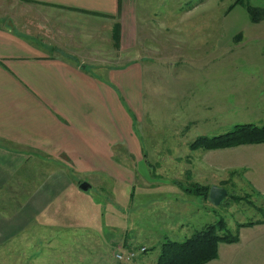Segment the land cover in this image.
I'll return each instance as SVG.
<instances>
[{
    "label": "rangeland",
    "instance_id": "374dc122",
    "mask_svg": "<svg viewBox=\"0 0 264 264\" xmlns=\"http://www.w3.org/2000/svg\"><path fill=\"white\" fill-rule=\"evenodd\" d=\"M182 2H178L177 9ZM188 2H184V6L192 7L199 0ZM175 4L177 0H169L167 6ZM208 4L203 7L207 23L177 27L181 33H177L176 27L165 25L146 27L149 32L146 42L142 41L140 54L137 40L128 49H123L120 41L117 48L114 39H106L110 33L101 24L95 29L85 28L90 25H84L82 20L81 28L74 25L77 33L71 30L70 34L78 37L75 41L95 56L111 52L117 64L142 58L148 65L153 63L158 71L174 68L173 74H163L166 81L169 79L167 88L174 92V104L169 109L159 107L158 112L151 107L149 113L155 121L146 117L140 124L141 130L137 122L142 115L133 113L136 133L145 134L147 153L141 162L136 156L130 159L119 155L131 174L119 169L118 172L124 173L102 174L100 181L93 180V173L77 174L83 175L88 183H94L90 190H76L80 197L70 196L68 193L73 192L70 186L67 191L65 188V196L51 198L54 208L68 214L66 227L19 231L0 247V264H155L167 240L184 241L218 220H225L228 231L237 234L239 239L235 243L219 244L218 257L223 264H264V226L237 227L240 223L264 222V195L255 192L251 183L255 178L264 182V171L252 176L255 171L251 157L257 148L241 145L220 149L219 154H204L202 158L200 153L204 150L193 152L188 145H181L182 142L190 144L199 136L213 138L225 134L239 124L264 126V19L259 12H264V0H210ZM254 14L262 20L253 21ZM177 15L181 17L185 13L177 11ZM198 17L195 13L189 18ZM173 31L178 36L171 38ZM155 44L156 51H160L158 54L153 48ZM125 51L129 59L121 56ZM100 60L101 57L97 58L94 64H100ZM192 88L194 94L180 98ZM206 97L210 106L195 102L201 99L205 102ZM175 140L178 141L177 152L168 151ZM244 159L251 164L250 172L227 170L229 165ZM203 160L210 163L209 174L203 176L197 170L193 175L188 163L194 162V168L199 169ZM175 178L182 180L183 188L194 183L217 182L218 187L227 189L228 196L219 206L209 199L196 197L195 202L200 203L198 208L195 213L183 216L188 225L178 230L176 216L167 206L174 197L160 192L165 187L154 183ZM144 180H148V184L145 185ZM212 186L204 187L211 189ZM233 196L242 200L234 201ZM39 237H48V240L38 241ZM142 247L147 249L143 254L139 253ZM130 252L138 253L137 257L132 260L116 257L118 253L126 256Z\"/></svg>",
    "mask_w": 264,
    "mask_h": 264
},
{
    "label": "crops",
    "instance_id": "0c3cea01",
    "mask_svg": "<svg viewBox=\"0 0 264 264\" xmlns=\"http://www.w3.org/2000/svg\"><path fill=\"white\" fill-rule=\"evenodd\" d=\"M209 1L199 0L187 7L184 2L188 4V0H177L168 7L169 0H120L119 8V0H0V247L25 228H65L68 214L54 208L51 198L65 196L70 186L73 192L68 195L79 196L75 191L87 181L77 174L93 173V180L98 181L102 174L124 173L119 169L131 174L119 155L136 156L139 162L147 153L145 134L136 133L133 113L142 115L137 122L141 130L146 117L155 121L150 109L158 112L159 107L169 109L174 104V92L167 88L169 79L163 77L173 74L174 68L158 71L142 58L117 64L111 52L95 56L70 34L71 30L77 33L74 25L81 28L80 20L90 25L85 27L89 29L101 24L109 31L106 39L111 41L114 26L119 23L123 49L137 40L140 54L149 32L146 27L182 28L207 23L203 7H208ZM178 2L183 5L177 9ZM177 11L186 16L179 17ZM195 13L198 18H189ZM171 33L172 38L181 30ZM153 36L156 42V30ZM153 48L160 53L156 44ZM127 53L121 56L129 59ZM99 57L102 61L95 65ZM191 93L193 88L180 98ZM196 101H202L203 107L211 105L207 97L205 102ZM243 146L257 148L251 157L252 176L262 173L264 143ZM177 150L175 140L168 151ZM219 150H204L200 155L219 154ZM237 162L227 170L251 171L249 160ZM188 166L193 175L197 170L203 176L209 174L210 163L204 160L199 169L191 161ZM144 182L146 185L149 181ZM101 183L105 184L103 180ZM154 183L165 187L160 192L174 197L167 206L176 216L175 228L182 230L188 225L183 216L195 213L200 204L195 198L201 197L189 194L178 178ZM251 183L255 192L264 195L263 181L255 178ZM36 239L46 242L48 237ZM222 261L219 256L207 264Z\"/></svg>",
    "mask_w": 264,
    "mask_h": 264
},
{
    "label": "trees",
    "instance_id": "16d2710c",
    "mask_svg": "<svg viewBox=\"0 0 264 264\" xmlns=\"http://www.w3.org/2000/svg\"><path fill=\"white\" fill-rule=\"evenodd\" d=\"M120 5L121 2L119 0V8ZM259 12L263 14L262 18L264 19V12ZM262 18L256 14L252 16L253 21L262 20ZM113 39L118 48L121 41V28L119 23H116L114 26ZM262 143H264V126L239 124L231 131L219 136H213V138L199 136L189 145V147L194 151L199 149L210 151L229 149L240 145ZM185 190L189 194H194L206 200L209 199L210 187H201L200 185L195 184ZM233 200L240 201L242 198L234 197ZM262 223L264 222L257 221L240 223L237 227L242 228ZM238 240L237 234L234 235L228 231L226 221L218 220L195 232L184 241L178 242L167 240L162 244L161 253L155 264H207L218 257V247L220 243H235L238 242Z\"/></svg>",
    "mask_w": 264,
    "mask_h": 264
},
{
    "label": "water",
    "instance_id": "95a60500",
    "mask_svg": "<svg viewBox=\"0 0 264 264\" xmlns=\"http://www.w3.org/2000/svg\"><path fill=\"white\" fill-rule=\"evenodd\" d=\"M92 186L88 182H83L80 185V189L88 191ZM228 191L224 187L212 186L209 193V200L216 206H219L222 201L227 197Z\"/></svg>",
    "mask_w": 264,
    "mask_h": 264
},
{
    "label": "built area",
    "instance_id": "2783aa9c",
    "mask_svg": "<svg viewBox=\"0 0 264 264\" xmlns=\"http://www.w3.org/2000/svg\"><path fill=\"white\" fill-rule=\"evenodd\" d=\"M147 251V249L145 248V247H142L140 250H139V253H141V254H143V253H145ZM137 255H138V253H136V252H130L128 255H123V254H121V253H118L117 255H116V257H117V259L118 260H125V259H127V260H132V259H135L136 257H137Z\"/></svg>",
    "mask_w": 264,
    "mask_h": 264
}]
</instances>
